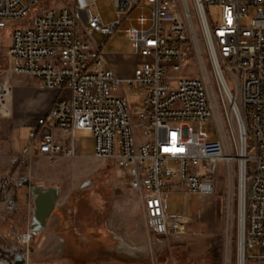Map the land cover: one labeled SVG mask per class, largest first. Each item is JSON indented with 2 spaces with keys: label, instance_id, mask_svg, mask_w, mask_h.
I'll use <instances>...</instances> for the list:
<instances>
[{
  "label": "built area",
  "instance_id": "2783aa9c",
  "mask_svg": "<svg viewBox=\"0 0 264 264\" xmlns=\"http://www.w3.org/2000/svg\"><path fill=\"white\" fill-rule=\"evenodd\" d=\"M45 1L0 0V51L9 38V74L56 93L48 112L28 122L29 144L38 155L81 158L77 133L91 132L93 159L127 189L114 192L130 194L143 208L149 238L165 241L199 222L196 213L170 212L169 196L215 194L223 167L229 192L237 179V264H264V0H111L116 14L111 24L103 23L97 0H63L51 7ZM211 5L222 8L218 24L208 16ZM139 8H149L151 15L131 18ZM127 20L136 23L126 33L137 54L153 61L122 77L102 48ZM95 33L106 36L102 46ZM198 33L207 51L203 76L176 79L187 52L200 54ZM65 90L69 100L61 98ZM130 90L144 94L133 108ZM12 97L11 82L0 80V116H11ZM214 104L223 109L222 127ZM228 105L238 125L237 142ZM213 119L217 139L206 126ZM135 130L153 141L139 145ZM57 132L66 135V143L57 141ZM28 156L26 148L22 157ZM33 236L27 230L15 239L29 246ZM255 246L261 248L258 256L250 251Z\"/></svg>",
  "mask_w": 264,
  "mask_h": 264
},
{
  "label": "rangeland",
  "instance_id": "374dc122",
  "mask_svg": "<svg viewBox=\"0 0 264 264\" xmlns=\"http://www.w3.org/2000/svg\"><path fill=\"white\" fill-rule=\"evenodd\" d=\"M61 4H63V0H46L44 7L61 6ZM97 7L103 23L111 24L116 20L115 8L111 0H97ZM206 10L213 23L221 22V7L211 5ZM140 13L151 15L149 8H139L131 14V18H135ZM7 26L12 27V24L8 23ZM133 26H136L133 20L125 21L104 45L106 36L99 33L94 34L97 44L103 45V53L112 62L122 59L119 68L124 72L128 68L125 64L126 58L123 56L134 58L137 54L126 33V30ZM198 37L200 54L198 55L193 48L187 52L182 71L176 74V79L187 76H203L201 62L204 61L208 64L207 51L200 33H198ZM10 45L11 40L6 37V48L0 51V80H9L13 86V97L9 102L13 111L9 117L0 116V142L8 139L9 130L16 129L25 122L35 121L46 114L48 112L46 109L51 102V94L54 93L40 88L30 78L9 74L10 65L6 51ZM137 56L139 63H152L153 61V57H144L138 54ZM230 87L235 92L232 83H230ZM126 93L132 108L140 104L144 96L138 90H130ZM70 97L69 90H65L61 96L66 100H69ZM214 106L216 120L222 127L223 109L218 108L216 104ZM228 112L232 118V131L237 142L238 125L229 105ZM134 121L137 120L134 119ZM217 122L213 119L206 123L208 131L214 139L219 138ZM225 127L231 144L232 136L227 125ZM135 133L139 136V145L153 141L152 138L142 136L140 130H135ZM77 135L81 140V158L66 161L62 159L42 160L39 162L40 165L35 164L37 167L35 173L39 177L33 176L32 168L29 166H23L20 171V178L28 180L31 178L33 185L60 189L54 215L49 219L50 223H47V239L41 241L40 233L38 240L34 239L31 243L35 249L33 256L35 261L37 260L39 263L53 261L55 264H60L62 262L60 260L62 258L60 255L61 244L65 239L66 256H70L69 258L86 259L85 264H95L94 260H101L104 264L105 261L100 256L108 251L109 245L115 243L110 235L111 232L119 242L113 246L117 252L126 253L123 249L134 250V256L145 257V264H237L239 224L236 175L234 177L235 185L231 192L226 187L225 170L221 167L217 175L215 194L193 196L180 192L170 195L168 199L170 212L196 213L199 215V222L189 226L186 234L176 239L165 241L158 240L153 236L149 238L143 208L130 194L114 192V188L123 192H127V189L117 181L113 174L101 168L100 164L93 159L95 150L91 132L79 131ZM29 138V129L26 126H22L15 132V140L22 141L31 147ZM249 168H252L251 164ZM17 187L20 189L21 186ZM24 201L27 202L28 208L31 207V202ZM230 213H233L232 219ZM250 251L258 256L261 253V248L255 246ZM91 257L96 259L93 260ZM249 264L259 263L251 262Z\"/></svg>",
  "mask_w": 264,
  "mask_h": 264
},
{
  "label": "crops",
  "instance_id": "0c3cea01",
  "mask_svg": "<svg viewBox=\"0 0 264 264\" xmlns=\"http://www.w3.org/2000/svg\"><path fill=\"white\" fill-rule=\"evenodd\" d=\"M136 56L137 54L135 55L134 58L133 57L127 58L126 55L123 56V58H126L125 64L128 68L126 72H124L123 69L119 68V63H121L120 61L122 59L120 61L119 60L113 61L112 66L120 76L122 77L131 76L135 66L139 64L138 59H137L138 56L137 57ZM122 63L124 64V60ZM51 95H52L51 102H50V105L47 107L46 112L52 107L56 99L55 92L52 93ZM28 122L27 123L25 122V124L18 126L16 129L9 130L8 139L0 142V144L3 146V152H2V155L0 156V188L4 185H7V190H8L7 191L8 199L6 200V198L4 197V203L0 205V214H1L0 215V237L15 238V235L18 232H24L28 230V225L32 217L30 210L32 209L33 204H32L31 198H29V202H31L32 205L31 207L28 208L26 204L27 202L24 201L26 200L27 194H29V192H28V186L24 183H21V181L25 180L26 178H20V171L23 169V166H29V168H32L33 176L36 177L37 175L35 172H36L37 167H35V164L40 165L39 163L40 161L49 159V158L39 156L38 151L36 150L34 145H31V147H28L24 142L15 140V132L18 129H20L22 126H26L29 129ZM29 133H30V129H29ZM56 134H57V141H59L60 143L67 142V137L62 132H57ZM26 148H28L29 156L27 158H24L22 157V154ZM74 159H79V158H74ZM28 182H30V186H33L32 184L33 181L31 180V178L30 180H28ZM17 186H21L20 189ZM15 195H17L18 197L17 205L19 207V211H21L20 217H18L17 214L9 212L5 209L7 201H9ZM19 202H20V205H19ZM19 220H20V223H19L20 227L17 225L18 224L17 221ZM47 231L48 229L40 234L41 241H45L47 239V236H48ZM38 237L39 235H36L35 239L38 240ZM130 242L133 244L135 243L134 241H130ZM113 246L114 244L109 245V248L112 249L114 248Z\"/></svg>",
  "mask_w": 264,
  "mask_h": 264
},
{
  "label": "flooded vegetation",
  "instance_id": "af4514ba",
  "mask_svg": "<svg viewBox=\"0 0 264 264\" xmlns=\"http://www.w3.org/2000/svg\"><path fill=\"white\" fill-rule=\"evenodd\" d=\"M21 183H28V180H22ZM7 185H4L0 188V205L4 203V197L8 198L7 193ZM30 190L28 189V192ZM28 198V194H27ZM26 198V199H27ZM18 197L15 195L9 201H7L5 209L9 212L15 213L18 217L21 216V211H19V207L17 205ZM1 215V214H0ZM21 220V219H20ZM20 220L17 221V225L20 227ZM110 235L113 237V241L115 244H119L118 240L114 237L113 233L110 232ZM36 235L34 234L33 240ZM11 240V241H10ZM32 240V241H33ZM66 240H62L61 244V256L60 259L62 262L60 264H85L86 259L80 258H69L70 256H66ZM35 254V249L30 244L29 246H24L21 242L15 238H5L0 237V263L1 264H55L53 261H46L39 263L37 260L35 261L33 256ZM100 257H102L107 264H145V257L141 256H132L128 253H119L114 248H109L108 251L104 252ZM93 259V257H91ZM96 259V258H94ZM93 259V260H94ZM95 264H103L101 260H94ZM104 263V264H105Z\"/></svg>",
  "mask_w": 264,
  "mask_h": 264
},
{
  "label": "water",
  "instance_id": "95a60500",
  "mask_svg": "<svg viewBox=\"0 0 264 264\" xmlns=\"http://www.w3.org/2000/svg\"><path fill=\"white\" fill-rule=\"evenodd\" d=\"M29 187L28 200L31 198L33 207L30 210L31 221L28 230L35 235H39L47 228L49 219L53 216L56 209V201L60 194L58 187H43L37 184L30 186V182L26 183ZM8 198H6L7 200Z\"/></svg>",
  "mask_w": 264,
  "mask_h": 264
},
{
  "label": "bare ground",
  "instance_id": "6f19581e",
  "mask_svg": "<svg viewBox=\"0 0 264 264\" xmlns=\"http://www.w3.org/2000/svg\"><path fill=\"white\" fill-rule=\"evenodd\" d=\"M133 249V248H132ZM126 253H128V254H130V255H132V256H134L135 255V252H134V250H127V249H123ZM241 261H242V259H241Z\"/></svg>",
  "mask_w": 264,
  "mask_h": 264
}]
</instances>
